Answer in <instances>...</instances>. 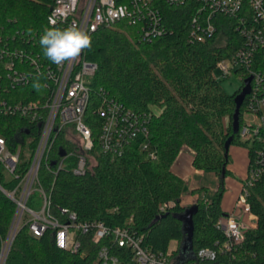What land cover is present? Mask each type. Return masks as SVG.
Wrapping results in <instances>:
<instances>
[{
  "label": "trees",
  "instance_id": "1",
  "mask_svg": "<svg viewBox=\"0 0 264 264\" xmlns=\"http://www.w3.org/2000/svg\"><path fill=\"white\" fill-rule=\"evenodd\" d=\"M53 3L54 0H0V27L22 35L43 32ZM161 9L167 30L150 42L140 40L137 26L127 20L101 27L90 35L91 47L83 50V56L96 62L98 70L91 82L93 102L86 121L93 131L95 146L91 153L96 164L85 174H76L73 158L57 174L52 172L57 168L52 163L72 148L60 135L50 156V168L41 167L39 180L54 206L75 211L82 221L97 220L110 227L127 228L142 236L143 244L154 251H169L175 242L172 252L179 258L186 238L179 216L188 206L182 204L185 180L172 166L182 149L188 147L196 169L215 170L220 175L218 194L212 202L208 194L193 191L198 194V210L193 215L194 255L185 262L188 263L195 260L198 250L217 248L216 243L225 240L217 222L223 213L220 199L225 190L224 178L230 172L228 139L233 136L230 147L242 145L247 149L249 169L256 154L240 137L248 98L240 108L239 130L234 133L235 97L239 90L228 93L214 73L218 63L243 43L236 31V18L217 16L220 21L217 20L215 34L197 40L190 34L191 18L196 13L191 0L179 6L162 2ZM100 89L133 110L151 114L148 136H139L121 156L100 149L102 120L95 111L101 102ZM15 123L0 121V133L15 135L19 129ZM146 139L150 149L142 146ZM17 183L18 179L4 174L0 164V184L11 190ZM168 201L173 205L160 212V205ZM249 201L257 225L246 230L245 240L234 256L220 253L221 260L229 264H264V175L251 188ZM40 204V195L32 194L28 206L38 209ZM15 213L16 203L0 190V253ZM93 235L79 234L81 248L73 252L56 245L51 229L37 236L30 231L29 223L23 222L5 264H101L98 252L103 246L118 257L119 264H138L132 249L120 246L114 236L94 243Z\"/></svg>",
  "mask_w": 264,
  "mask_h": 264
},
{
  "label": "built area",
  "instance_id": "2",
  "mask_svg": "<svg viewBox=\"0 0 264 264\" xmlns=\"http://www.w3.org/2000/svg\"><path fill=\"white\" fill-rule=\"evenodd\" d=\"M188 1L127 0L119 3L117 0H54L45 30L75 25L91 35L101 27H111L127 20L137 26L140 40L150 42L167 30L161 3L179 6ZM191 2L196 13L191 18L190 34L197 40H205L215 34L220 21L217 16L236 18V31L243 38V43L217 66L224 76L238 71L243 82L252 77L244 112L251 118L245 119L243 115L240 137L253 147L255 161L244 180L234 211L222 213L218 218L217 226L224 232V242H217V248L198 250L194 261L183 263L229 264L219 255L234 256L245 240L246 230L256 227L257 217L252 213L249 199L251 188L264 175V0ZM44 31L22 35L20 31L13 33L0 27V121L15 120L19 125L13 136L0 133V164L8 178L18 179L11 190L0 184V190L16 203L13 224L18 225L24 220L37 236L51 229L56 245L73 252L81 248L79 234L94 233V243L114 236L120 246L132 249L133 259L138 264H181L172 250L154 251L143 244L142 236L127 228L110 227L97 220L82 221L75 211L53 205L39 178L43 165L50 168V156L58 144V137L64 135L65 143L72 148L65 150L61 160L52 163L57 166L52 171L55 174L73 158L76 159L73 166L76 174H85L93 168V159L96 161L91 153L95 142L86 113L93 102L91 82L98 64L86 59L83 51L75 60L54 64L43 55L39 44ZM100 95L101 102L95 109L102 120L100 149L104 153L121 156L139 136H148L151 114L127 107L109 97L103 89H100ZM142 146L145 149L152 147L148 139L142 142ZM150 156H154V152H150ZM34 193L40 195L38 209L28 206V200ZM173 203H162L160 212L167 211ZM238 210L239 214H249L254 222L245 225L238 216ZM98 259L101 264H119L118 257L111 254L107 246L99 249Z\"/></svg>",
  "mask_w": 264,
  "mask_h": 264
},
{
  "label": "rangeland",
  "instance_id": "3",
  "mask_svg": "<svg viewBox=\"0 0 264 264\" xmlns=\"http://www.w3.org/2000/svg\"><path fill=\"white\" fill-rule=\"evenodd\" d=\"M215 75L219 78L221 85L228 93H235L237 90L241 88L243 85L242 75L236 73H230L229 75L224 76L222 74V70L220 66H217L214 70ZM245 119H250V114H244ZM227 122V121H226ZM183 149H189L185 147ZM182 149V150H183ZM190 150V149H189ZM231 159L228 165L230 172L224 178V192L220 199V208L222 211L232 212L235 209L237 199L242 190V177L247 173V154L246 148L242 145H232L230 151ZM193 157L191 154L184 153L183 157L180 159L182 163V167L177 168L179 171H184L185 169L192 168ZM93 164H96V161L93 159ZM194 179L201 183V187H198L201 191V194H208V199L212 202L218 194V189L220 185V175L215 170H203V173H195ZM206 186V187H204ZM208 187V188H207ZM38 194V193H37ZM241 213L238 210V214ZM14 222V219H13ZM11 226V238L14 236V239L11 238L8 240V236L5 238L2 244L1 253H0V263L5 264L9 253L12 250L14 240L16 238L17 232L20 229L22 223H19L17 228L16 225L13 224ZM17 223V222H16ZM13 229V230H12ZM12 240V241H11ZM176 248V243L172 242L170 246V250H174ZM3 251V252H2Z\"/></svg>",
  "mask_w": 264,
  "mask_h": 264
},
{
  "label": "clouds",
  "instance_id": "4",
  "mask_svg": "<svg viewBox=\"0 0 264 264\" xmlns=\"http://www.w3.org/2000/svg\"><path fill=\"white\" fill-rule=\"evenodd\" d=\"M91 43V36L75 25L46 29L39 40L43 55L56 65L77 59Z\"/></svg>",
  "mask_w": 264,
  "mask_h": 264
},
{
  "label": "water",
  "instance_id": "5",
  "mask_svg": "<svg viewBox=\"0 0 264 264\" xmlns=\"http://www.w3.org/2000/svg\"><path fill=\"white\" fill-rule=\"evenodd\" d=\"M251 80L252 77L246 78L243 82V86L239 89V92L237 93L235 97L236 102V110L234 113V120H233V130L234 133H237L239 130V119H240V108L247 97V95L251 92ZM233 139V136H231L227 143H226V150L229 151L231 140ZM224 174V172H223ZM198 210V205L193 204L192 206H188L185 210V212L180 215V219L183 220V230L186 235V238L183 242V246L181 247L180 251V263H185L190 257H193V250H192V239L194 234V222H193V215ZM16 224V228H17ZM13 230V229H12ZM14 236L11 238V233L8 236V240L11 238L14 239ZM11 240V241H12ZM3 252V251H2Z\"/></svg>",
  "mask_w": 264,
  "mask_h": 264
},
{
  "label": "crops",
  "instance_id": "6",
  "mask_svg": "<svg viewBox=\"0 0 264 264\" xmlns=\"http://www.w3.org/2000/svg\"><path fill=\"white\" fill-rule=\"evenodd\" d=\"M230 151H231V147H230ZM184 153L191 154L193 157V152L191 150L183 149L180 152L179 156L177 157L176 161L174 162L172 168H173V171L175 173L180 175L185 180V185H184V189H183V193H182V204L184 206H192L193 204H196V201L198 198V194L193 193V191L195 189H197L198 187L203 186V185H201L200 182H198L194 179V175H195V173H198V172L203 173V170L196 169L193 166V163L191 165L192 168H189V169L187 168L184 171L177 170V168L182 167V163L180 162V159L183 157ZM246 154H247V162H248L247 163V173L242 177V182H244V180L247 178L248 173H249V156H248L247 149H246ZM204 187H206V186H204ZM242 187H243V183H242ZM223 213H228V211L227 212L223 211ZM238 216L245 225H249V224H252L254 222V220L252 218H250L249 214H238Z\"/></svg>",
  "mask_w": 264,
  "mask_h": 264
},
{
  "label": "bare ground",
  "instance_id": "7",
  "mask_svg": "<svg viewBox=\"0 0 264 264\" xmlns=\"http://www.w3.org/2000/svg\"><path fill=\"white\" fill-rule=\"evenodd\" d=\"M1 264V263H0Z\"/></svg>",
  "mask_w": 264,
  "mask_h": 264
}]
</instances>
